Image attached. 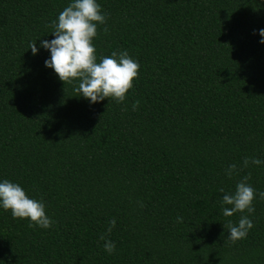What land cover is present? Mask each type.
Masks as SVG:
<instances>
[{
	"label": "trees",
	"instance_id": "trees-1",
	"mask_svg": "<svg viewBox=\"0 0 264 264\" xmlns=\"http://www.w3.org/2000/svg\"><path fill=\"white\" fill-rule=\"evenodd\" d=\"M0 264H264V0H0Z\"/></svg>",
	"mask_w": 264,
	"mask_h": 264
}]
</instances>
